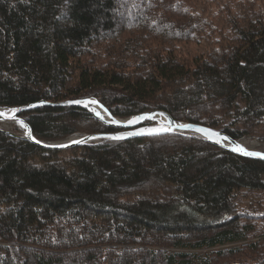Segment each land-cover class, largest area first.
<instances>
[{
	"label": "trees",
	"instance_id": "trees-1",
	"mask_svg": "<svg viewBox=\"0 0 264 264\" xmlns=\"http://www.w3.org/2000/svg\"><path fill=\"white\" fill-rule=\"evenodd\" d=\"M88 97L118 118L264 132V0H0V106ZM20 116L42 142L136 129L78 106ZM0 264H264V160L197 134L48 149L0 130Z\"/></svg>",
	"mask_w": 264,
	"mask_h": 264
},
{
	"label": "water",
	"instance_id": "water-1",
	"mask_svg": "<svg viewBox=\"0 0 264 264\" xmlns=\"http://www.w3.org/2000/svg\"><path fill=\"white\" fill-rule=\"evenodd\" d=\"M79 101V103H77ZM92 101H95L96 103H92ZM44 105H53V106H78L82 107L89 112L93 114V116L103 123L115 127V128H136L139 125H142L145 121L148 120H153L159 116L163 117L166 119V127L163 129H157V130H150V131H137L132 134H126V135H121L119 133H97V134H91V135H84L81 137V140H76L72 143H58V142H42L38 141L34 138L32 129L30 125L25 122L21 118V113L29 110H33L39 107H42ZM95 105H99L105 113L108 115V119L101 116L99 113H97L95 109ZM0 119L1 120H15L18 122H21L25 125L26 130H27V138L32 140L34 143L48 149H67L79 145H85L88 143H91L94 140H103L107 138L111 139H116V140H121V139H128V138H133V137H145V136H154V135H160V134H165V133H170V132H189L192 134H199L202 137L206 138L210 142L217 144L221 147H224L236 154H239L244 157L248 158H253V159H261L264 160V153H259L256 151H251L243 147V145L232 139L230 136L227 134L223 133L222 131L206 127L200 124H195V123H182V122H177L175 121L168 113L163 112V111H150V112H145L141 113L137 116H134L130 119H120L118 117L113 116L109 110L102 105L98 100L96 99H83V100H69V101H64L60 103H48L45 101H40L38 103H33L25 106H19V107H0ZM241 147L247 152L250 153H258L260 155H245L242 152L238 151L237 148Z\"/></svg>",
	"mask_w": 264,
	"mask_h": 264
},
{
	"label": "rangeland",
	"instance_id": "rangeland-1",
	"mask_svg": "<svg viewBox=\"0 0 264 264\" xmlns=\"http://www.w3.org/2000/svg\"><path fill=\"white\" fill-rule=\"evenodd\" d=\"M119 16L121 17V19L126 20V21L129 20V22H131L129 17H127L125 15H119ZM152 41H146V44L148 45ZM168 47L173 48L174 49V54L181 60H189V59H191V56H194L197 51H198V53H200L199 47L197 45H195V44H191V42H189V43L176 42L175 44L173 42H169V45L167 46V48ZM81 61L83 62V64H86L88 67H95V66L97 67V66L100 65L101 61H103L102 63H107V62H110V59L109 58H104V57H102V58L98 57L97 58L96 55H94V56L93 55H87L86 57L82 58ZM127 64H129L130 66L125 68L124 70L125 71H130V72L133 73V69H134L133 61H131V63H127ZM138 69H140V68L137 67V69L134 70V71L136 72ZM88 99H96V100H98L95 97H88ZM0 107H2V106H0ZM148 112H150V111H148ZM135 116H137V115H135ZM132 117H134V116H132ZM132 117L120 118V119L127 120V119H130ZM21 118L25 122H27L25 120V118H23L22 116H21ZM149 121H150L149 124H146V126L139 127L140 126L139 125L138 126L139 128L136 127L135 130H132V131H130V130H128V131H120V132H116V133H119L121 135H126V134L135 133L137 131H150V130H157V129L159 130V129H163V128L166 127V119L165 118H164V122H160L158 117L153 119V120H149ZM177 122H180V121H177ZM181 122L182 123H187V122H184V121H181ZM257 127H262V126H258L257 125ZM90 129H91V125L87 126L85 128V131H83V132L81 131V132H77V133L71 134V135L67 136L64 139L58 140V141H55V142H58V143H63V142L72 143V142L76 141V139L70 140V141L67 142V140H69L71 137L76 136V137L81 138L84 135H91V134L100 133V132H93L92 133V131ZM0 130H3L5 132H7V133H10V134H12L14 136L26 137L27 138V130H26L25 125L23 123H21V122L15 121V120H1L0 119ZM257 132L258 133L254 134V135L250 134V135L244 136L238 142H240L248 150L264 153V132L261 131L260 128H259V130ZM112 133H115V132H112ZM176 133H183V134H191L192 135V133H189V132H176ZM197 135H199V134H197ZM101 141L102 140H94L91 143H88L86 145L100 143ZM67 149H69V148H67ZM73 153L81 154V151L79 149H76V152H73ZM73 153L72 152L69 153V152L65 151L63 154H61V155H59L57 157V160L70 158ZM38 160H40V158H38Z\"/></svg>",
	"mask_w": 264,
	"mask_h": 264
},
{
	"label": "bare ground",
	"instance_id": "bare-ground-1",
	"mask_svg": "<svg viewBox=\"0 0 264 264\" xmlns=\"http://www.w3.org/2000/svg\"><path fill=\"white\" fill-rule=\"evenodd\" d=\"M95 109H96L97 113H99L101 116H103V117H105L107 119L109 118L108 115L105 113V111L99 105H95ZM158 119L160 120V122H164V118L163 117L159 116ZM130 129H134V128H130ZM74 139H76L77 141L81 140V138L74 136V137H71L69 140H67V142L70 141V140H74ZM243 147H245V146H243Z\"/></svg>",
	"mask_w": 264,
	"mask_h": 264
},
{
	"label": "snow or ice",
	"instance_id": "snow-or-ice-1",
	"mask_svg": "<svg viewBox=\"0 0 264 264\" xmlns=\"http://www.w3.org/2000/svg\"><path fill=\"white\" fill-rule=\"evenodd\" d=\"M77 103H79V101H77ZM92 103H96V102L95 101H92ZM237 150L240 151V152H242L245 155H260L258 153H250V152H247V150H245V149H243V148H241L239 146H238Z\"/></svg>",
	"mask_w": 264,
	"mask_h": 264
}]
</instances>
